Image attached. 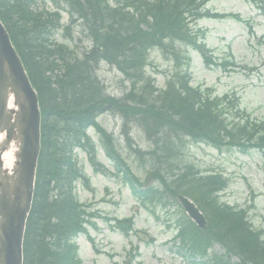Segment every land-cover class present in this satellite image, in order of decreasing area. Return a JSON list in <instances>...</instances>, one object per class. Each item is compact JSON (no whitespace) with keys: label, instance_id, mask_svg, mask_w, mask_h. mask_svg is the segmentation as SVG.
<instances>
[{"label":"trees","instance_id":"trees-1","mask_svg":"<svg viewBox=\"0 0 264 264\" xmlns=\"http://www.w3.org/2000/svg\"><path fill=\"white\" fill-rule=\"evenodd\" d=\"M36 1L0 0L1 18L40 96L43 115L42 150L25 235L24 264H82L73 240L86 231L84 225L89 221L74 194L75 182L84 176L73 152L79 147L92 157L95 154L87 136L90 126L97 127L110 150L111 138L95 122L103 112L116 111L127 121L137 117L157 151L163 146V151L172 155H177L171 147L173 136L180 139L179 134L217 146L264 141V128L250 124L251 131L243 125L235 103L231 108L237 117L230 118L223 100L190 86L187 72L177 70L167 92L151 87L145 72L151 49L161 48L178 62L183 57L177 43L201 48L193 39L187 18L205 16L201 0H128L117 3L115 9L108 0H51L57 7L70 8L73 17L83 21L90 32L93 48L83 60L74 58L67 46L50 41L51 32L59 28L60 15L34 8ZM101 62L115 65L131 81L133 90L125 100L107 96L99 86L95 74ZM116 160L123 163L118 155ZM191 176L182 192L208 213L211 227L218 235L222 232L221 239L231 236L236 240L239 234L247 237L240 228L242 217L221 209L213 198L218 182L197 173ZM174 184L166 188L175 192L178 187ZM152 193L157 191L149 189L146 195ZM242 239L239 243L244 245L247 239ZM247 248L252 250L253 259L264 264V249L257 243Z\"/></svg>","mask_w":264,"mask_h":264},{"label":"rangeland","instance_id":"rangeland-1","mask_svg":"<svg viewBox=\"0 0 264 264\" xmlns=\"http://www.w3.org/2000/svg\"><path fill=\"white\" fill-rule=\"evenodd\" d=\"M111 1L109 3L113 5L114 1ZM206 6L212 13L227 14L228 17L191 23L194 31L205 35L207 53L214 63L207 66L199 53L190 50L192 85L209 90L208 93L216 97L236 96L252 118L264 121V0H207ZM35 7L56 11L49 0L38 2ZM64 11L61 13L63 26L59 31L51 32L49 39L64 44L82 59L91 48L90 32L79 26L66 32L63 28H68L69 17ZM63 35L67 39L73 38V42H65ZM174 67L172 59L155 51L151 54L147 72L162 90L166 88V75ZM95 77L100 81L99 86L104 85L107 96L122 99L133 90L127 78L111 63L102 62ZM97 121L113 137L117 151L142 185H157L156 179L148 177L156 168L152 156H148L152 151L151 144L137 123L130 120L125 128V120L117 112L103 114ZM88 133L98 148L99 161L110 175L95 174L86 153L76 150L80 166L91 179V188L77 186L78 198L90 213L99 215L91 220L96 228L88 227L94 243L84 235L75 241L82 263L125 264L130 256H135L132 264H192L179 254L173 242L179 219L188 217L183 209L176 201L171 202L172 207L168 210L158 208L154 211L151 206H143L132 195L123 175H114L116 170L106 157L98 131L91 128ZM126 133L132 139L133 150L143 153L142 157L128 148ZM180 155L182 168L193 167L206 178L221 174L227 179L228 187L220 193L219 201L238 210L253 206L248 213L252 226L256 230L264 229V156L261 153L254 151L245 155L237 150L219 151L206 143L188 141ZM131 217H134L135 226L130 237L111 226L114 222L110 221L114 219ZM213 235L214 230L210 237ZM215 243L208 257H226L225 248L216 240ZM232 261L240 263L241 259L234 255Z\"/></svg>","mask_w":264,"mask_h":264},{"label":"water","instance_id":"water-1","mask_svg":"<svg viewBox=\"0 0 264 264\" xmlns=\"http://www.w3.org/2000/svg\"><path fill=\"white\" fill-rule=\"evenodd\" d=\"M38 96L0 21V264H23V241L33 198L40 145ZM15 148L13 174L3 155ZM181 201L200 225L204 219L189 201Z\"/></svg>","mask_w":264,"mask_h":264},{"label":"bare ground","instance_id":"bare-ground-1","mask_svg":"<svg viewBox=\"0 0 264 264\" xmlns=\"http://www.w3.org/2000/svg\"><path fill=\"white\" fill-rule=\"evenodd\" d=\"M13 153L12 151H10L8 154H6L4 156V162H5V166L7 168H10L12 166V163H13Z\"/></svg>","mask_w":264,"mask_h":264}]
</instances>
